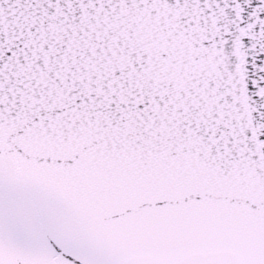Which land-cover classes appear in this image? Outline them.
<instances>
[{
  "label": "snow or ice",
  "instance_id": "snow-or-ice-1",
  "mask_svg": "<svg viewBox=\"0 0 264 264\" xmlns=\"http://www.w3.org/2000/svg\"><path fill=\"white\" fill-rule=\"evenodd\" d=\"M0 264H264V0H0Z\"/></svg>",
  "mask_w": 264,
  "mask_h": 264
}]
</instances>
